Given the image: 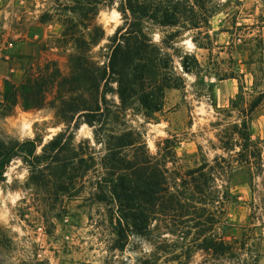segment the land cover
<instances>
[{
  "label": "rangeland",
  "instance_id": "374dc122",
  "mask_svg": "<svg viewBox=\"0 0 264 264\" xmlns=\"http://www.w3.org/2000/svg\"><path fill=\"white\" fill-rule=\"evenodd\" d=\"M150 1L178 7L170 14L179 22L160 24L156 10L124 14L126 0H0V143L36 138L40 152L57 135L62 157L85 152L94 163L73 175L66 191L54 188L53 177L30 178L20 157L8 163L0 175V264H264V0ZM66 28L86 42H66ZM137 28L166 54L179 87L164 90L159 111L133 96L127 125L170 172L184 176L202 163L217 165L210 188L194 196L202 201L203 224L188 222L182 233L157 220L148 235L123 241L95 189L103 146L64 102L89 95L70 75L69 54L100 36L90 51L103 64L109 37ZM28 73L50 80L45 104L29 110L18 104L6 114L5 81L18 84ZM107 97L119 103L116 93ZM220 241L229 251L209 245Z\"/></svg>",
  "mask_w": 264,
  "mask_h": 264
},
{
  "label": "trees",
  "instance_id": "16d2710c",
  "mask_svg": "<svg viewBox=\"0 0 264 264\" xmlns=\"http://www.w3.org/2000/svg\"><path fill=\"white\" fill-rule=\"evenodd\" d=\"M126 5L121 10L124 14L130 11L133 16L136 13L148 15L156 10L163 13L160 24L175 25L179 22L176 15L170 14L178 7L169 3L159 5L150 0H126ZM68 30L66 28L63 33L66 42H86ZM119 32L117 29L109 37L110 51L103 64L90 51L100 36H91L87 49L69 54L70 75L87 85L85 88L89 95L77 101L70 99L64 104L71 117L79 113V117L93 126L95 141L103 146L104 154L100 161L103 173L95 189H98V200L109 205L113 228L119 239L127 241L130 234L148 235L157 220L168 229L177 224L183 233L188 222H195L196 226L203 224L202 201L194 196L210 188L217 163H202L188 169L184 176L174 170L170 172L149 152L143 134L127 125L125 111L133 96H138L144 108L159 111L163 106L164 90L169 85L179 87V84L168 74V57L143 28L126 30L123 34ZM184 68L188 69L186 63ZM50 83L47 76L33 73H28L18 84L6 80L3 91L6 114L18 104L24 110L42 107ZM109 93H116L119 103L110 100L107 97ZM260 101L261 96L249 109L253 111ZM242 126L246 128V123L243 122ZM39 143L36 138L0 143V175L14 157H20L29 169L30 178L48 180V177H53L54 188L66 191L73 175L87 173L94 166L92 157L86 158L85 152L62 157L64 143L57 135L37 152ZM242 147L247 149L245 143ZM209 245L214 250L221 246L229 251L223 241Z\"/></svg>",
  "mask_w": 264,
  "mask_h": 264
}]
</instances>
